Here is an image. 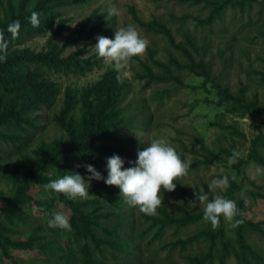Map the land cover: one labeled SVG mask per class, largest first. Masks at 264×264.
I'll return each instance as SVG.
<instances>
[{
	"label": "rangeland",
	"instance_id": "374dc122",
	"mask_svg": "<svg viewBox=\"0 0 264 264\" xmlns=\"http://www.w3.org/2000/svg\"><path fill=\"white\" fill-rule=\"evenodd\" d=\"M17 1L12 0V3L16 4ZM235 1L240 3L242 0ZM6 2L0 0V20L6 19ZM130 7L134 8L141 21H153L170 30L177 47L170 44L163 32H146L128 13ZM210 9L211 6L204 2L190 4L177 0H90L85 4L56 8L61 14L59 18L65 20L63 36L55 39L57 50L67 40L87 34V27L82 28V25L93 13L99 17L95 34L64 47L60 53L61 57L75 55L82 59L89 58L97 66L85 76L51 73L50 79L60 88V95L50 109L40 111L41 116L34 122L39 128L31 132L32 138L29 134L24 147H19L18 141H0V198L13 197L16 186L13 177L17 176L21 180L23 170L20 162L23 156L33 158L53 140L66 139L65 131L53 120L63 106L66 90L82 89L100 80L109 71L115 72L123 82L119 104L123 120L105 144L115 150L112 156L122 158L124 168L134 167L137 153L143 151L152 139L161 138L173 146L182 159L190 162L188 175L175 181L190 192L207 189L214 196L222 195L226 198L227 188L210 189V184L213 180L222 179L223 175H237V183L243 189L264 195V169L259 164L250 161L241 165L236 173L233 167L236 162L229 164L230 157L224 163L207 165L202 162L203 145L217 154L220 148H229L235 143V152L239 158L246 159L250 141L257 134L264 133V114L240 118L226 113L225 105H217L216 90L213 88V85L218 84L228 88L233 95H238L244 89L245 101H256L259 106L264 105V0H246L242 7L229 4L219 16L213 18H209ZM112 10L116 14L110 15ZM128 25L135 26L140 36L149 41V45L143 58H133L126 68L117 71L98 56L94 48L96 38L105 36L112 39L116 30ZM51 33L35 34L20 49H44ZM188 53L196 64H204L209 73L210 82H206L204 88L199 87L204 79L197 77L189 68ZM148 68L152 70V78L147 74ZM160 78L167 79L156 80ZM205 98L215 101L204 102ZM72 115L77 118L78 109ZM257 150L264 157V147L258 146ZM97 157L98 160L94 161L71 154L66 163L76 173H88L85 166L91 165L107 179V159L111 156L98 154ZM89 176L84 177L90 185L88 190L107 191L106 197L109 199L104 200L99 193H89V198L84 200L89 201L86 211L96 208L98 213L107 216L105 219L103 216L100 218L106 225L114 224V215H120L123 221L120 236L127 246L126 253L119 258L121 263L184 264L185 257L206 252V239L181 247V241L199 231H214L203 218L194 225L179 229L167 224L160 234L156 233L159 226L152 224L153 220H163L164 214L172 218L181 217V208L189 213L202 212L203 205L200 202L190 206V201L179 190L175 189L171 193L164 191L163 206L157 209V215L147 216L130 206L117 187L107 186L104 179L89 181ZM28 194L31 200L14 208L19 216L26 217L25 222L13 220L8 224L0 212V221L5 225L6 234L11 241L36 240L56 250L29 252L12 247L7 257L0 249V264H63L61 257L65 252L63 246L68 239L67 231L61 230L57 234L48 231L44 227V214L59 212L69 217L70 212L56 199V194L50 190L45 191L44 186L36 184ZM237 198L236 194L232 200L236 202ZM94 199L98 202L95 203ZM37 201L40 202L39 210L35 203ZM6 204V201H0V210ZM244 205L242 215L254 227H249L244 234L246 245L251 249V252L244 254L249 263H241L264 264V199L244 195ZM224 227L226 242L242 256L236 228H232L225 220ZM221 250L222 246L217 243L213 264H218ZM104 257L110 258L108 255ZM225 264L239 263L231 254Z\"/></svg>",
	"mask_w": 264,
	"mask_h": 264
},
{
	"label": "trees",
	"instance_id": "16d2710c",
	"mask_svg": "<svg viewBox=\"0 0 264 264\" xmlns=\"http://www.w3.org/2000/svg\"><path fill=\"white\" fill-rule=\"evenodd\" d=\"M90 0H18L16 4L12 0H7L4 13L6 19L0 20V141H18L19 147H24L29 138H32V131L36 130L38 125L34 122L41 116L40 111L50 109L60 95V88L50 79V74L61 76H85L91 72L97 65L96 62H90L89 58L82 59L75 55L61 57L60 53L64 47L71 46L79 40L88 39L95 34L98 28L99 17L94 13L88 17L82 25L87 27L88 32L84 37L67 40L62 43L57 50L55 39L64 34L65 20L59 18L60 13L55 9L60 6L72 4H85ZM180 3L199 4L206 3L210 5L209 18L219 16L221 12L229 5L242 7L246 0L237 3L235 0H177ZM33 12L38 13V23L33 24L31 17ZM128 13L133 20L146 32H163L166 34L170 44L176 46L175 38L170 30L158 23L141 21L133 7L128 9ZM59 18V19H58ZM18 22V30L11 26ZM57 23V25H56ZM51 30L52 33H51ZM51 33L50 38L44 49L37 51L31 48L20 49V47L30 40L35 34ZM189 68L197 77L203 78L204 81L199 87L204 88L206 82H210L209 73L204 64H196L193 57L188 53ZM198 68V70H197ZM166 70V68H164ZM149 77H153L152 70L147 69ZM160 78L156 80H166ZM216 90L215 98L217 105H225V112L236 115L240 118L247 115L264 114V105L259 106L256 101H245L244 89H241L238 95H233L228 88L221 87L218 84L213 85ZM123 82L118 79L115 72H106L100 80L87 85L82 89H67L63 106L60 111L54 115L53 120L56 125L65 131L66 139H55L49 146L45 147L42 152L36 153L33 158L23 156L20 162V168L23 170L21 180L17 176L13 177L15 192L12 198H0V201H6L7 204L0 210L2 218L6 223L11 224L13 220L25 222L26 217L19 216L14 208L19 207L31 200L28 192L34 185L44 186L45 184L62 178L66 174H79L82 178L89 176V173H76L66 161L68 156L76 154L81 157H88L91 160H98L97 155L112 156L115 151L112 147L105 144L121 126L122 116L119 104ZM204 102L212 103L215 100L208 98ZM78 109V117L72 114ZM222 126V125H221ZM224 128V127H223ZM1 129H3L1 131ZM240 135V134H238ZM241 136V135H240ZM235 143L229 148H220L217 154L204 148L202 162L204 164L224 163L228 157H232L235 151ZM258 146L264 147V133L257 134L250 141L249 152L246 159L236 158L234 164L235 172L238 173L239 167L252 161L259 164L264 169V157L260 156L257 150ZM236 179L233 180L232 177ZM228 177V187L226 189V198L232 199L237 194V207L239 215L237 219L243 221V224L236 227L237 240L240 244L242 256H239L232 245L225 240L224 219L221 217L219 228L214 231H199L188 239L181 241V247L185 248L193 242L206 239L208 248L202 254H195L185 257L184 264H213L215 262V248L217 243L222 246L221 253L218 257V264H225V261L231 254L234 255L237 262L242 264L249 263L244 254L251 249L244 240L245 231L249 227H254L251 221L245 219L242 211L245 208L244 195L252 198L264 199V195L243 189L237 183V175H223L222 178ZM177 183V182H176ZM95 188V187H93ZM176 190H179L188 201L199 202L196 197L201 194H207L211 200L214 195L210 194L207 189L202 192L192 193L181 184L177 183ZM51 191V190H50ZM52 192V191H51ZM99 193L104 198L107 191L95 189L89 190V193ZM53 193V192H52ZM56 194V199L63 203L69 210V221L71 232H67L68 239L63 246L64 254L61 257L63 264H123L119 258L125 252L127 246L121 239V227L123 221L120 215H114L115 222L113 225L102 223L100 218L105 219L103 213H98L97 209L86 211L89 201L69 200L63 194ZM95 203L98 201L93 200ZM37 204L39 210L40 202ZM182 216L172 218L163 215V220H153V226H159L157 234L168 225H174L176 229L187 225H194L203 218L202 212L189 213L181 208ZM52 212L44 214V227L53 233L61 231L59 228H49L48 221L52 218ZM152 220V219H151ZM5 225L0 221V249L4 255L9 257V249L14 247L17 250H27L29 252L43 249L54 251L46 244L36 240H17L11 241L4 229ZM64 231V230H62ZM74 246V248H73ZM47 252V251H43ZM108 255L111 259H105ZM256 258V257H254Z\"/></svg>",
	"mask_w": 264,
	"mask_h": 264
},
{
	"label": "clouds",
	"instance_id": "9594fccd",
	"mask_svg": "<svg viewBox=\"0 0 264 264\" xmlns=\"http://www.w3.org/2000/svg\"><path fill=\"white\" fill-rule=\"evenodd\" d=\"M110 15L116 14L115 10ZM38 13L33 12L31 22L38 23ZM18 30V22L11 26ZM95 45L100 58L117 70L126 68L133 58H143L146 55L149 41L142 38L133 25L121 27L114 33V38L98 36ZM248 119V118H247ZM249 122V120H248ZM238 153L233 152L229 158V164L236 162ZM79 167V166H78ZM86 170L91 175L88 180L104 179L93 166L86 165ZM190 162L181 158L176 149L166 140L154 138L150 143L137 153L134 167L124 168V161L118 155L107 159V186H115L120 190V195L125 197L126 202L137 208L147 216H156L157 209L163 206V192H173L177 183L175 181L188 175ZM236 179L235 176L232 177ZM89 183L85 182L79 174H66L62 178L55 179L44 185L45 191L63 194L69 200H87L89 198ZM228 177L213 180L210 189H226ZM196 199L203 205V220L211 224L213 230L219 228L221 217L232 228L239 227L243 221L237 219L239 209L232 199L222 195H216L211 200L207 194H201ZM195 206V201L189 203ZM49 228H59L71 232L69 218L62 213L52 214L48 221Z\"/></svg>",
	"mask_w": 264,
	"mask_h": 264
}]
</instances>
